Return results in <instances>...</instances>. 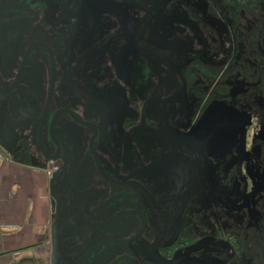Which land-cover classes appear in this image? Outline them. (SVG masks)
I'll use <instances>...</instances> for the list:
<instances>
[{
  "label": "flooded vegetation",
  "instance_id": "obj_1",
  "mask_svg": "<svg viewBox=\"0 0 264 264\" xmlns=\"http://www.w3.org/2000/svg\"><path fill=\"white\" fill-rule=\"evenodd\" d=\"M2 117L71 260L264 264V0H0Z\"/></svg>",
  "mask_w": 264,
  "mask_h": 264
},
{
  "label": "crops",
  "instance_id": "obj_2",
  "mask_svg": "<svg viewBox=\"0 0 264 264\" xmlns=\"http://www.w3.org/2000/svg\"><path fill=\"white\" fill-rule=\"evenodd\" d=\"M48 175L0 150V264H46L51 220Z\"/></svg>",
  "mask_w": 264,
  "mask_h": 264
},
{
  "label": "water",
  "instance_id": "obj_3",
  "mask_svg": "<svg viewBox=\"0 0 264 264\" xmlns=\"http://www.w3.org/2000/svg\"><path fill=\"white\" fill-rule=\"evenodd\" d=\"M3 117L2 121L0 122V150H2L4 156L11 153V149H14L15 145L19 140L20 137H24L22 134L14 132L13 123H10L11 120H8V124L3 126ZM29 127V126H28ZM27 127V129H28ZM50 131V130H49ZM57 153L62 152L61 144H56ZM47 160L52 159L51 157L48 158V155H45ZM22 162H24L22 160ZM54 173L51 177V183L55 180ZM51 201V219L54 217V193L51 192L50 196ZM59 219L54 223L53 227L51 228V221L48 222V233H49V242L51 251L45 257L46 264H79V261L71 260L66 252L64 251L66 247V242L64 241L65 238V231L62 227V221L60 220V214L58 213ZM52 230V233H51Z\"/></svg>",
  "mask_w": 264,
  "mask_h": 264
}]
</instances>
